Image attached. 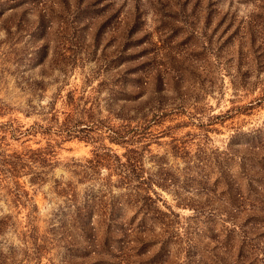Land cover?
<instances>
[{
  "label": "rangeland",
  "instance_id": "rangeland-1",
  "mask_svg": "<svg viewBox=\"0 0 264 264\" xmlns=\"http://www.w3.org/2000/svg\"><path fill=\"white\" fill-rule=\"evenodd\" d=\"M0 264H264V0H0Z\"/></svg>",
  "mask_w": 264,
  "mask_h": 264
},
{
  "label": "trees",
  "instance_id": "trees-1",
  "mask_svg": "<svg viewBox=\"0 0 264 264\" xmlns=\"http://www.w3.org/2000/svg\"><path fill=\"white\" fill-rule=\"evenodd\" d=\"M12 5V4H11ZM121 137H123V134L122 133H120V132H113V134H111V136H110V139L112 140V141H115V142H121ZM114 155V154H113ZM116 156V155H115ZM19 156L18 155H16L15 156V158H18ZM116 158V157H115ZM4 161V160H3ZM5 161H7V160H5ZM126 162L127 163H123L122 161H118V164H120V165H123L124 164V166H126V165H128L129 167H128V170H132L133 168H134V166H133V161H131V159H129V157L128 156H126ZM6 163H8L11 167H12V169H14V165H15V159L14 160H12V161H8V162H6ZM127 168V167H126ZM82 216V215H81ZM108 226H109V224H108Z\"/></svg>",
  "mask_w": 264,
  "mask_h": 264
}]
</instances>
